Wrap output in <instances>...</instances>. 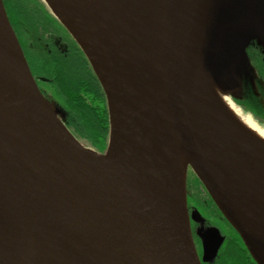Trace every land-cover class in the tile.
<instances>
[{"label":"water","instance_id":"95a60500","mask_svg":"<svg viewBox=\"0 0 264 264\" xmlns=\"http://www.w3.org/2000/svg\"><path fill=\"white\" fill-rule=\"evenodd\" d=\"M44 2L103 88L109 143L98 153L68 130L0 0V22L26 71L0 54V264H32L30 235L54 264L213 262L224 238L215 227L199 231V257L189 169L264 264V154L198 87L201 75L222 79L242 99L255 75L248 48L264 54V0Z\"/></svg>","mask_w":264,"mask_h":264},{"label":"trees","instance_id":"16d2710c","mask_svg":"<svg viewBox=\"0 0 264 264\" xmlns=\"http://www.w3.org/2000/svg\"><path fill=\"white\" fill-rule=\"evenodd\" d=\"M7 1L24 46L33 49L28 62L46 98L78 137L86 138V134H91L108 140L109 117L105 95L77 42L71 37L74 42L72 53L63 41L65 32L69 37L70 33L42 0ZM252 48L258 49V46ZM259 108L264 125V106L259 105ZM94 146L93 143L89 147ZM237 241V244L231 242L228 248L223 247L216 260L207 264H256L241 238Z\"/></svg>","mask_w":264,"mask_h":264},{"label":"flooded vegetation","instance_id":"af4514ba","mask_svg":"<svg viewBox=\"0 0 264 264\" xmlns=\"http://www.w3.org/2000/svg\"><path fill=\"white\" fill-rule=\"evenodd\" d=\"M4 4H5L6 11L8 13V16H9L10 22L19 39V42L22 46V50L24 51L25 56L28 60V56H30L33 49L31 46L28 48L24 46L25 44H23L21 33L16 29L15 22H13L14 17L12 16V12L9 7L8 1L7 0L4 1ZM72 40L73 39L69 37V35L65 32V34L63 35V41L66 43L70 51L73 53L74 42ZM256 51H257L256 56L254 55V53H249L250 59L252 56V58L254 59V62H256L257 64L256 74L255 76H252L251 78L253 81L247 80V82H245V94L243 96V99L241 100L236 99L234 102L238 104V106L241 108V111L243 113L244 111L248 112L249 114L253 116L255 120L261 123L263 121L262 119L263 116H261L259 105L264 106V101H263L264 99L262 98V96L264 97V69H263L264 68V56L260 53L258 49H256ZM38 86L40 88L39 84ZM40 90L42 91L41 88ZM109 133H110V130H109ZM107 147L108 146H101L99 148V147L94 146L90 148L98 153H104V151L107 150ZM189 173H190V170L188 171V176H189ZM191 183L192 185L187 180V206H188V210L190 211L189 214L191 215L190 222H191V231H192L191 233L194 239L193 243H195V247L198 252L197 254H199V257L202 258V254H203L202 253L203 252L202 240L200 236L198 235V232L201 230L205 231L211 227H215L219 229L221 236L224 238V241L219 250V253L223 247L228 248L231 242L237 244L238 243L237 240L240 238V236L231 227V225L227 222V220L223 217V215L216 207L214 201L211 200V197L206 192L205 188L202 186L200 181H192ZM199 187H200V190H202L203 194H201L200 191H198ZM196 212H198L200 216H198ZM193 213H195L196 217L199 220L193 218ZM203 264H207V263H203Z\"/></svg>","mask_w":264,"mask_h":264},{"label":"bare ground","instance_id":"6f19581e","mask_svg":"<svg viewBox=\"0 0 264 264\" xmlns=\"http://www.w3.org/2000/svg\"><path fill=\"white\" fill-rule=\"evenodd\" d=\"M62 4L70 6L71 0H57ZM70 3V4H69ZM0 54L12 65V67L26 74L25 68L19 55L7 37L5 30L0 22ZM0 55V56H1ZM1 56V57H2ZM2 57V58H3ZM198 87L205 100L215 111V113L229 126L234 132L244 137L253 148H257L264 154V128L261 127L253 117L243 114L239 108L235 107L230 100L228 88L225 81L213 80L205 75H201ZM32 264H54L49 251L34 236H29Z\"/></svg>","mask_w":264,"mask_h":264},{"label":"rangeland","instance_id":"374dc122","mask_svg":"<svg viewBox=\"0 0 264 264\" xmlns=\"http://www.w3.org/2000/svg\"><path fill=\"white\" fill-rule=\"evenodd\" d=\"M11 9V8H10ZM252 53H254V55L256 56L257 55V51L256 50H253L252 51ZM249 60V59H248ZM250 60H252V62H253V64L255 63L256 64V62H254V59L252 58V56H251V59ZM254 64V65H255ZM255 66H257V64L255 65ZM244 96V95H243ZM262 96V95H261ZM229 98L230 99H232L231 101H235L236 99L232 96V95H229ZM262 98L264 99V97L262 96ZM242 99H243V97H242ZM241 100V99H240ZM264 101V100H263ZM235 104V103H234ZM53 106V105H52ZM235 106L237 107V108H239V110L241 109L239 106H238V104L236 103L235 104ZM243 113V112H242ZM60 113L58 112V115H59ZM244 114H249L248 112H246V111H244ZM59 117L60 118H64L63 116H61V114L59 115ZM74 132V131H73ZM75 133V132H74ZM76 134V133H75ZM76 136H77V134H76ZM77 138L79 139V141L82 143V144H84L85 146H90V145H93V143L96 145V147H101V146H107L108 145V140H103L101 137H99L98 135H96V136H92L91 134H86V138H81V137H78L77 136ZM83 139H88V140H83ZM92 140V142L93 143H91V141L90 140ZM103 142H104V144H103ZM192 181H197L196 179H195V175L192 173V172H190L189 173V179H188V182L192 185ZM198 191H200V193L201 194H203V192H202V190H200V187L198 188Z\"/></svg>","mask_w":264,"mask_h":264}]
</instances>
